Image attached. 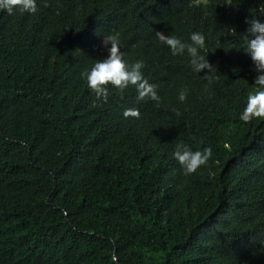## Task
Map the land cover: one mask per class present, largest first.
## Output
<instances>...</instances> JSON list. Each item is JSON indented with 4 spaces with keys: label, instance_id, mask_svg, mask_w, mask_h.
I'll return each instance as SVG.
<instances>
[{
    "label": "trees",
    "instance_id": "trees-1",
    "mask_svg": "<svg viewBox=\"0 0 264 264\" xmlns=\"http://www.w3.org/2000/svg\"><path fill=\"white\" fill-rule=\"evenodd\" d=\"M36 3L0 10V264H264V117L240 120L264 0ZM157 32L202 33L211 82ZM110 34L158 101L89 89ZM177 144L212 155L185 174Z\"/></svg>",
    "mask_w": 264,
    "mask_h": 264
},
{
    "label": "clouds",
    "instance_id": "clouds-1",
    "mask_svg": "<svg viewBox=\"0 0 264 264\" xmlns=\"http://www.w3.org/2000/svg\"><path fill=\"white\" fill-rule=\"evenodd\" d=\"M27 12L34 14L37 12L36 0H0V10L11 14L13 11ZM246 23L249 25L242 35L243 51L251 56L255 62L254 83L259 90L250 92L247 96L246 106L240 114V120L248 122L254 118L264 117V19L253 16ZM160 40L167 45L173 55L183 54L185 51L190 57V63L194 72L199 73L203 69H209L206 76L209 81L215 75V68L209 64L205 55L201 54V49L205 45V36L199 32L190 35V43L183 41L175 35H164L157 32ZM104 43L108 46V55L97 60L90 70L82 73L86 78L87 85L98 99H107L109 94L108 86L124 91L129 86H134L138 99L148 97L152 100H159L156 92V85L150 84L144 77L143 63L137 61L129 63L120 50V40L118 34L104 36ZM186 90H181L178 95L180 101L186 99ZM212 155L210 148L201 151H192L186 145L177 144L173 156L182 166L185 174L194 173L200 166L205 165Z\"/></svg>",
    "mask_w": 264,
    "mask_h": 264
}]
</instances>
